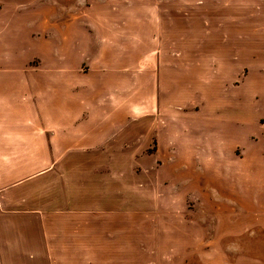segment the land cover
I'll return each instance as SVG.
<instances>
[{
  "label": "crops",
  "instance_id": "0c3cea01",
  "mask_svg": "<svg viewBox=\"0 0 264 264\" xmlns=\"http://www.w3.org/2000/svg\"><path fill=\"white\" fill-rule=\"evenodd\" d=\"M247 1L227 0V101L190 104L167 100L162 59L185 24L169 40L151 5L0 0V264H264V124L254 150L239 98L264 0Z\"/></svg>",
  "mask_w": 264,
  "mask_h": 264
},
{
  "label": "rangeland",
  "instance_id": "374dc122",
  "mask_svg": "<svg viewBox=\"0 0 264 264\" xmlns=\"http://www.w3.org/2000/svg\"><path fill=\"white\" fill-rule=\"evenodd\" d=\"M62 8H72L73 13L77 8L87 6V12L90 15H96L101 12L103 1H115V7L128 9L129 7H151L157 10L158 18L161 22L167 24L169 30L168 38H175V31L171 30L175 24L181 22L185 24L183 31V41L179 47L170 46L167 54H163L164 66L168 72L167 83L170 89L167 92V100H180L184 103L192 104L193 99L197 102L205 101L207 95L206 89L222 92V94L213 95V97L227 101V0H56ZM152 2V4H150ZM64 3L65 6L63 5ZM70 5V6H69ZM253 0L247 1V6H255ZM105 7V6H103ZM112 7V6H111ZM106 8V7H105ZM246 18V16H243ZM248 22L252 23L251 15L248 14ZM234 18V16H231ZM251 21V22H250ZM207 25H214L217 28L216 41H210L204 28ZM212 27V28H213ZM225 27V28H224ZM226 29V32L224 31ZM224 31V32H223ZM226 37V38H225ZM221 39V40H219ZM215 42V43H213ZM211 58L207 62L206 58ZM258 73L259 78L251 77L253 81L250 87L251 93L245 94L244 91L239 98L244 104L248 115H245V122L242 125L244 133L249 135L254 141L253 149L259 150L262 145V124L258 122L257 117L264 112V68ZM214 71V72H213ZM238 80H233V86ZM179 87V91L172 90V87ZM224 90V91H223ZM213 92V91H211ZM252 94V95H250ZM212 96V95H211ZM208 95V97H211ZM219 102V101H217ZM223 102V101H222ZM194 106V105H193ZM219 108V107H217ZM261 111V112H260ZM221 111L213 114V121L217 125L224 122V116ZM252 118V119H251ZM251 119V120H250ZM250 121V122H248ZM248 122V123H247ZM221 128L216 129V134L221 137ZM216 135V136H217Z\"/></svg>",
  "mask_w": 264,
  "mask_h": 264
}]
</instances>
